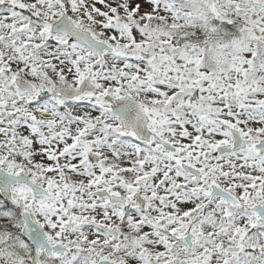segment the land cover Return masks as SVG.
<instances>
[{"label": "snow or ice", "instance_id": "snow-or-ice-1", "mask_svg": "<svg viewBox=\"0 0 264 264\" xmlns=\"http://www.w3.org/2000/svg\"><path fill=\"white\" fill-rule=\"evenodd\" d=\"M0 264H264V0H0Z\"/></svg>", "mask_w": 264, "mask_h": 264}]
</instances>
